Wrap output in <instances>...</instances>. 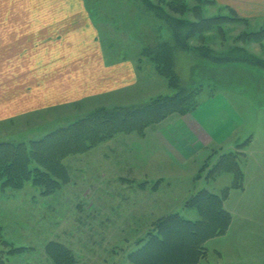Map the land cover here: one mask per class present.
<instances>
[{
    "label": "rangeland",
    "instance_id": "obj_1",
    "mask_svg": "<svg viewBox=\"0 0 264 264\" xmlns=\"http://www.w3.org/2000/svg\"><path fill=\"white\" fill-rule=\"evenodd\" d=\"M29 1L2 0L0 6L5 9L26 8ZM185 1L189 19L193 21L197 18L192 10L201 6L205 17L221 14L247 20L230 19L223 25L221 32L214 30L206 36L193 38L191 45L194 48L207 44L212 48L222 46L225 49H230L232 45L240 46L264 60V39H241L244 32L257 30L264 18L255 20L242 17L234 7H230L232 15L223 7L226 5L218 0H208L206 3H201L200 0ZM84 5L101 22V40L109 48L105 47L110 59L117 57L137 61L135 65L141 79L139 85L135 91L120 93L117 95L118 99L129 100L134 97L135 104L142 105L150 102L152 97L173 95L174 90L157 74L153 61L142 56V50L150 46L158 34L165 41L172 40V33L167 26L153 17L141 15L132 0H84ZM178 58L177 69L184 84L190 85L195 81V84L203 85V90L197 96L200 101L199 116L201 112L209 110L213 123L227 124L229 130L235 128V134L226 135L225 139L228 141L225 150L218 152V149L210 146L203 150L200 157L196 156L188 162H178L173 156L164 162L162 159L156 162V155L162 156V153L167 152L154 134L159 128L156 125L160 123H157L141 132L117 134L84 153L66 157L63 164L66 167L69 164L67 169L76 171L73 180L70 176L69 183H75L74 189L77 192L60 193L61 199L57 203L53 202L52 196L42 197L39 189L31 184H27L16 197H12L15 193L9 189L3 190L0 185V256L4 260L10 264H55L48 255L46 246L57 242L73 250L77 264H111L112 260L131 264L126 254L137 249L134 245L137 233L142 235L150 227L149 224L153 221L150 219L151 211L155 213L156 219L163 214L178 212L186 219L198 220L197 212L186 207L187 200L201 190L219 194L222 189L231 186L234 182L231 173L215 174L212 170L222 155L229 153L230 150L227 149L231 145L238 141L245 142L253 136L255 141L249 150L253 156L252 163L251 166L248 165L249 168H243L247 172V180L248 174L252 179L246 182L244 191L232 190L226 206L233 212V223L227 237L216 246L224 249L225 259L222 264H264V167L259 171L256 166H264V80L257 83L254 81L255 74L258 73H262L264 78V70L236 64L209 66L197 59L192 52L180 53ZM252 85L258 88L257 92L250 90ZM242 97L249 100L246 102L244 99V106L239 104ZM91 105L92 103H88L82 106L87 110L64 105L53 110L47 107L42 112L30 113L38 116L33 120L27 117L22 119L27 121L20 126L24 129L21 130L23 136L19 138L24 141L16 140L15 135L10 136L7 141L29 143L39 140L44 135L37 137L35 133L41 130L52 132L69 125L86 116ZM191 114L193 113L188 115L191 117ZM177 116L179 115L173 114L166 120ZM233 118L239 120L238 125L231 123ZM13 122L14 126H18L17 121ZM209 128L212 129V126ZM226 131L220 132L218 137L224 139ZM117 163L123 165L124 171L119 177L122 179L115 177L114 183L124 187L138 185V203L132 199L135 191H124L125 201L120 202L113 198L114 194L116 196L119 193H108L105 189L104 185L109 186V183L102 182V173L108 171L110 175V168H120ZM130 163L138 165L136 173L137 176L141 175L138 176L140 180L131 175V171L128 172L132 169ZM146 169L151 174L148 182L145 181L147 178L142 177V171ZM108 177L107 181H113L114 176ZM66 190L69 189L65 188ZM120 232L124 233L122 241L116 238L120 236ZM20 246L24 250H15Z\"/></svg>",
    "mask_w": 264,
    "mask_h": 264
},
{
    "label": "crops",
    "instance_id": "obj_2",
    "mask_svg": "<svg viewBox=\"0 0 264 264\" xmlns=\"http://www.w3.org/2000/svg\"><path fill=\"white\" fill-rule=\"evenodd\" d=\"M218 1L223 5L234 7L242 17L255 20L264 18V0ZM1 2L2 0L0 5ZM100 32L101 22L97 21L94 13L85 8L84 0H36L35 2L30 0L26 8L19 9H5L0 6V141H7L12 135H15L16 140H23L19 137L23 136L21 130L24 127L20 126L27 121L22 119L27 117L33 120L38 114L33 116L30 113L42 112L44 108L53 110L64 105H71L74 108L83 109L82 106L92 103L91 111L102 106L136 105L134 97L123 100L118 99L117 95L130 93L138 87L141 79L135 65L137 61L117 59V57L111 60L106 50L108 46L103 44ZM262 80H264L263 75L255 74L256 83ZM257 89L253 85L250 87L253 92H257ZM244 95L247 94L244 93ZM246 97H242V101H239L241 106L249 102ZM199 109L200 105L192 112L191 117L188 114L177 116L175 119L171 118L156 125L161 130L158 128L154 134L167 150L165 154L162 153V156L156 155V162L161 159L164 162L172 156L178 162H188L196 156L200 157L203 150L209 149L210 146L218 149V152L225 150L224 147L228 141L225 139L226 135L232 136L235 128L229 130L227 124L213 123L209 110L201 112L199 116ZM13 121H17L18 126H14ZM231 123L238 125L239 120L233 118ZM209 126H212V129ZM224 130L227 131L224 139H221L218 134ZM46 132L48 130H41L35 135L41 137ZM253 141L255 138L252 136L245 141L247 143L244 147L240 146L245 142L238 141L227 149L230 150L229 153L236 152L244 156L242 168L251 166L253 156L249 150ZM209 158L211 160V156ZM66 165L69 166V164ZM118 165L120 168L109 169L112 172L110 175L114 176L113 181L111 179L107 181L110 176L108 171L102 173L104 178V180L101 178L102 182L109 183V186L104 185L105 189L109 191L108 193H119L116 196L114 194L113 198L120 202L125 201L124 191H135L136 194L132 195V199L138 203L140 190L138 185L124 187L114 183L116 178L122 179L119 177L124 171L123 165ZM130 165L132 169L128 172L131 171V175L138 179V176H141H137L136 173L138 165L135 163ZM256 166L259 171L264 167L263 164H256ZM67 170L73 180V174L76 171L70 168ZM243 172L245 175L243 189L236 191H244L246 182L252 179L248 174L247 180V172L244 170ZM149 176L151 174L147 169L142 171V177L147 178L146 182ZM74 187H76L75 183L64 185L57 195L52 196L53 202L60 201V193L77 192ZM65 188L69 190L65 191ZM231 194L224 202V208L232 215V210L226 206ZM68 197L63 196V198ZM150 219H153L152 223L156 220L153 211H151ZM232 223L233 215L231 225ZM231 225L225 234L205 242L204 255L199 264H222L221 262L225 259L224 249L216 244L227 237Z\"/></svg>",
    "mask_w": 264,
    "mask_h": 264
},
{
    "label": "trees",
    "instance_id": "obj_3",
    "mask_svg": "<svg viewBox=\"0 0 264 264\" xmlns=\"http://www.w3.org/2000/svg\"><path fill=\"white\" fill-rule=\"evenodd\" d=\"M132 1L141 15L162 22L172 33L170 41H165L158 34L157 39L142 50V56L153 61L155 71L167 81L174 94L153 97L142 105L97 107L86 116L29 143L0 142V185L3 190L9 189L15 193L12 197L21 193L27 184L39 189L42 197L57 195L70 182L69 172L63 164L66 157L84 153L117 134L141 132L173 114L183 116L192 113L200 105L197 96L203 90V85H197L195 81L190 85L184 84L177 69L180 53L192 52L209 66L236 64L264 70V60L247 48L234 45L230 49L222 46L212 48L207 44L196 49L191 45L195 37L206 36L214 30L221 32L230 19H245L221 14L205 17L201 6L192 10L197 18L193 21L189 19L185 0ZM223 7L233 12L229 6ZM241 39L263 40L264 19L257 30L244 32ZM246 143L239 146L244 147ZM243 157L236 152L224 154L212 170L213 173H231L234 182L230 187L219 194L201 190L187 200L186 207L197 212L198 220H189L174 212L157 218L142 235L138 232L134 243L137 249L126 254L131 264H199L204 255L205 242L225 234L231 225L232 215L225 210L224 202L232 190L243 189ZM123 237L124 233L121 232L116 238L122 241ZM22 249L23 246L15 248L17 251ZM46 251L55 264L78 263L73 250L62 243H48ZM0 264L10 263L0 256ZM111 264L121 263L112 260Z\"/></svg>",
    "mask_w": 264,
    "mask_h": 264
}]
</instances>
